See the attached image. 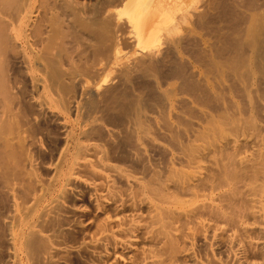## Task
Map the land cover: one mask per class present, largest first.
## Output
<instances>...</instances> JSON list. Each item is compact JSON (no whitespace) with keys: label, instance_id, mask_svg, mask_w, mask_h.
Instances as JSON below:
<instances>
[{"label":"rangeland","instance_id":"obj_1","mask_svg":"<svg viewBox=\"0 0 264 264\" xmlns=\"http://www.w3.org/2000/svg\"><path fill=\"white\" fill-rule=\"evenodd\" d=\"M123 1L0 0V264H264V0Z\"/></svg>","mask_w":264,"mask_h":264},{"label":"bare ground","instance_id":"obj_2","mask_svg":"<svg viewBox=\"0 0 264 264\" xmlns=\"http://www.w3.org/2000/svg\"><path fill=\"white\" fill-rule=\"evenodd\" d=\"M140 0H125V1H123V2H121V3H124V6H125V8L124 9H122L121 8V6H120V9H121V12H123L124 13V11H122V10H126V13L127 12H129V14L130 13H133V12H131V10L132 9H135V8H137L138 7V5H137V7H135L136 6V4L139 2ZM116 5V4H115ZM159 6V3L157 2V3H155V7H158ZM177 6V5H176ZM135 7V8H134ZM129 8L131 9V10H129ZM119 10V9H118ZM142 10V9H141ZM139 11V13L138 14H140V8H138L137 9V11L136 12H138ZM135 12V13H136ZM125 13V14H126ZM152 13H155V8H154V6H152ZM128 14V13H127ZM126 14V15H127ZM138 14H136V15H134V14H131V15H133V16H131V17H129L128 16V19L129 18H131L132 20V22H133V26H135L136 28H137V26H138V24H139V20H136L138 17H140ZM138 15V16H137ZM137 17V18H136ZM142 24H140L139 25V27L141 26ZM133 26H132V28H133ZM118 44V43H117ZM117 46V45H116Z\"/></svg>","mask_w":264,"mask_h":264}]
</instances>
